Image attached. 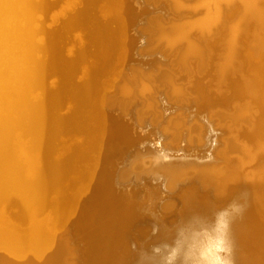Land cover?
<instances>
[{"label": "bare ground", "instance_id": "obj_1", "mask_svg": "<svg viewBox=\"0 0 264 264\" xmlns=\"http://www.w3.org/2000/svg\"><path fill=\"white\" fill-rule=\"evenodd\" d=\"M79 1L48 28L47 15L57 3L0 0V264H218L217 256L219 264H264V0H196L194 8H201L203 16L182 21H173V13L163 7L171 5L178 12L172 16L179 19L187 7L185 0H170L171 4L165 0ZM234 6L237 11L228 16ZM156 9L173 21L172 31L162 32L169 47L187 42V51L199 59L205 76L206 67L214 62L210 59L206 66L212 57L209 53L216 49L210 35L226 16L235 21L230 31V24L225 28L230 32L228 39L224 33L227 40L214 35L217 43L228 41L224 44L228 43L229 64L219 67L217 78H230L232 71L228 74L227 70H234V64L242 69L234 71L244 70L239 78L226 81L225 100L218 92L210 96L212 88L206 82L189 77L195 83L191 92L187 88L189 97L182 99L184 91L171 81L179 96L176 99L165 97L163 90L148 96L147 102L133 94L130 98L126 85L120 92L129 95V100L108 106L99 102L120 70L134 83L141 75L152 85L171 77L170 72L169 77L162 73L167 68L162 60L167 58L161 51H147L150 43L143 32L144 18ZM37 10L46 20L32 33L29 25L22 27L18 20ZM74 28L86 32L84 40L91 51L81 47L67 57L61 44ZM195 29L199 37L209 36V43L197 38L196 45L193 38L197 34L191 33ZM254 29L255 34H250ZM247 33L251 44L244 40ZM35 38L42 39L41 44H33ZM198 42L209 48L205 50ZM78 55L79 61H71ZM187 59L180 60L184 67L192 62ZM81 61L89 64L84 72L83 67L78 72ZM181 69L178 74L190 67ZM52 75L61 77H56L61 82L57 91L49 85ZM182 76H177V82ZM141 90L150 92V84L142 81ZM31 91L36 93L34 98ZM153 99L158 102V115L139 116L147 104L154 108ZM67 102L77 108L73 117L65 116L71 111ZM131 104L129 114L124 112L125 105ZM235 107L247 108L239 111L238 119L234 115L233 123L241 118L246 122L232 127L233 123L222 121L219 115ZM81 113H88L86 123ZM125 115L132 117L131 122ZM113 122L126 125L114 128ZM178 123L183 124L181 129L175 126ZM170 124L177 130H171ZM17 129L30 138V150L22 146V152L38 154L28 158L35 181L25 179L26 162L12 150ZM64 134L81 140L74 145L75 136ZM38 162L39 168L35 166ZM72 174L79 183L68 181ZM56 178L58 187L54 186ZM53 189L57 190L55 201H51ZM55 224L65 226L76 238L53 233L50 226ZM23 231L29 232L23 236ZM70 240L79 244L72 246Z\"/></svg>", "mask_w": 264, "mask_h": 264}, {"label": "rangeland", "instance_id": "obj_2", "mask_svg": "<svg viewBox=\"0 0 264 264\" xmlns=\"http://www.w3.org/2000/svg\"><path fill=\"white\" fill-rule=\"evenodd\" d=\"M51 2H54V3H57L56 4V7L51 11V12H49V15H47V17L49 18V20L51 21V22H49V24H48V28H53V25H51V23H52V20L53 19H55V18H63L64 17V13H68V12H70V11H72L73 10V8H75L79 3H80V1L79 0H60L59 2L57 1V0H50ZM147 2H152V1H154V0H146ZM165 1H167V2H169L170 4H171V1L170 0H165ZM34 2H39V0H34ZM70 2H72V4L70 3ZM186 4H187V7L186 8H184V9H182V11L181 12H185V11H190L191 13H192V15L190 16H185L183 19H187V20H192V19H194V18H197V17H200V16H203V10L201 9V8H197V10H196V8H194V5L197 3L196 2V0H185L184 1ZM68 3V4H67ZM75 3V4H74ZM66 5V6H65ZM71 8V9H70ZM161 8V7H160ZM163 8H165L169 13L171 12V14L172 15H176L178 12H176L174 9H173V7L171 6V5H167V6H165V7H163ZM232 9H234V10H232ZM231 9V12H230V10H229V13L230 14H228V16H230V15H232V14H234L237 10H235V9H237L235 6H234V8H232ZM70 10V11H69ZM57 11V12H56ZM63 11H64V13H63ZM161 10H159V9H156L155 11H154V13L152 12V15H150L149 14V16L147 15L145 18H144V22H142V24L144 23L145 24V28H143L144 29V34L148 37V42L150 43L149 44V46H148V49H147V51L149 50V51H157V52H160V53H162V55L165 57V58H167V60L165 59V60H162V62L165 64V62H166V65H167V68L165 69V70H163L162 71V73H166V75H168L167 77H169V74H170V76L171 77H169L168 78V80L171 78H173L174 80H165V79H163V81H161L162 83V85L160 84V83H156V84H154V85H152L151 83H149L150 81L149 80H147L146 78H144L142 75L141 76H137V78H136V82L137 83H134L132 80H131V78L128 76V75H126L125 73L124 74H122L121 73V70L118 72V73H115V75H113V77L114 78H112V80H110L109 81V83L107 84V91L104 93V94H102V95H104V96H101L100 98L102 99V101H101V99H100V103L102 104V105H104V106H108V105H110V104H115V105H117V104H119V103H121V101L123 102L124 100H126V99H128L129 97L131 98V96H132V94H133V97H134V95H137L139 98H141V99H143L144 101H146L147 99H148V96H153V95H155L158 91H161V90H163L162 91V93H163V95L166 97H171L172 99H176V97H179V96H175V94H174V83H175V85H177V84H179V85H177V87H176V89H181V90H183L184 92H183V94L182 95H180V98L182 99V98H185L186 96H188L189 97V92L187 91V88L188 89H190L191 88V85L192 84H194L195 82H194V80H191V78H189V77H192V78H194V79H196L197 78V80H199V81H204V82H206L205 84L206 85H208L210 88H212V92H214L215 93V91H216V94H214V93H212L211 91H209V93H211L210 94V96H212V95H217L218 96V94L219 95H221L222 97H223V99L225 100V98L227 97V95L225 96V94L224 93H226L227 94V92H224V90L226 91V89H227V84H225L226 83V81L227 80H229V79H231V80H233V78H234V76H235V78L237 77V78H239L240 77V75H242V73H243V71L242 72H240L241 70H240V68L238 67H236V65L237 64H234L235 66H233L234 67V70L235 69H238V70H240V71H238V72H236V71H234L233 69L232 70H227L228 72V74L232 71L234 74H229V77L230 78H225V77H227L228 75H225V77H224V80L222 79V78H220L219 79V77L221 76V75H217V76H219L218 78H217V76L215 75V74H220V69L223 67H226L229 63V60H228V48L226 47L227 45H228V43H225L224 44V42H228V41H223V40H227L228 39V37H230L228 34H230V32H228V30L231 28V27H233V25L235 24H231L232 22H235V21H232V20H229L228 18H227V16L223 19L224 21V24H223V22L221 23V28H217L215 31H216V33H217V35H221V37L220 36H217L216 35V33H215V31H214V33L212 34V35H210V36H212V38L211 37H209V36H204V37H199V36H201V33L199 32V31H197L196 29L195 30H192V34H194V36L196 37V38H193V40H195V41H193V42H195V44H196V40H197V38H198V40L197 41H200V42H204L205 41V44H207V42L209 41V38H210V40L212 41L211 43H213L214 41V44L216 45V49H218V48H220V50L218 51L219 53H218V55H216L217 53V51H216V49H215V51H213V54L211 55L209 52H206L207 54L209 53V55L210 56H212V57H219L220 58V60L217 58V60H218V62H217V60L216 59H214V58H212V57H210L209 58V60L210 59H212V61H214L215 62V64H214V62H212V64H213V66H215V67H213L212 65V69H213V71L211 72L210 71V65H208L207 66V64H210V62H211V60L209 61V60H207L206 61V76H208L209 75V77H206L205 76V71L203 72L202 71V69L200 68V65L198 64V62H200L199 61V59H198V61L196 60L197 59V57H193L188 51H187V47H188V44H187V42L185 43V41L184 42H181V43H179V44H177L176 46H175V48L174 47H169V44H168V40L166 39V35L165 34H163L162 32H166V34H169L171 31H172V29L170 28L171 26H173V23H171V22H173L174 20L173 19H175L171 14V18H172V20L171 19H167V18H165V17H163V16H161L160 15V12ZM166 11V14H169L168 12ZM235 11V12H234ZM34 13L33 14H31V16H29V18H26L27 17V15H22V16H20V18H19V20H18V23H19V25L20 26H22V27H25L26 25H29V30L32 32V33H34V32H37V31H39L40 29H41V23L42 22H44L45 20H46V15L44 14V13H41V12H38V10L37 11H33ZM56 12V13H55ZM62 12V13H61ZM107 12V11H106ZM108 12H110V11H108ZM58 13V14H57ZM159 14V15H158ZM101 15H103L102 13H101ZM154 15V16H153ZM166 16V15H165ZM147 17H149V18H147ZM165 19V20H164ZM228 19V20H227ZM27 20V21H26ZM225 20H226V23H225ZM155 21V22H154ZM227 22H229V23H227ZM21 23V24H20ZM25 23V24H24ZM160 24V25H159ZM228 24H230V25H228ZM164 26V30L163 31H161V29H163V28H161L160 26ZM170 25V26H169ZM226 25V26H225ZM227 25H228V27L229 28H227V29H225L226 27H227ZM162 26V27H163ZM156 27V28H155ZM222 27H224V28H222ZM159 29V31H158V29ZM169 28V29H168ZM173 28V27H172ZM254 28H256L257 29V26L256 27H254ZM221 29V30H220ZM225 29V30H224ZM79 30H81V32L80 31H78V29H72V30H70L69 31V34L68 35H66L65 36V38H64V41H63V43L61 44V46L65 49V56H67V57H70L71 55H73V54H71V51L72 52H74L77 48H81V47H83V51H85L86 52V50L87 51H91V47L89 46V43L88 42H85V33L86 32H83V29H79ZM167 30V31H166ZM223 30V31H222ZM227 31V32H226ZM230 31V30H229ZM252 30H250V34H255V29H254V32L252 31ZM161 32V33H160ZM221 32H222V34H221ZM219 33V34H218ZM227 35V39H226V35ZM224 34V35H223ZM81 37H80V36ZM87 35V34H86ZM214 35H215V37H217L218 38V40H221V39H223L222 41H219L220 43H217L216 41H218L217 40V38L215 39L214 38ZM80 38H79V37ZM225 36V37H224ZM249 36H251V35H249L248 33L247 34H245V36H243V37H245V39L244 40H248L249 41V43L248 44H251L252 42H253V40L252 39H250L249 38ZM253 36V35H252ZM84 37V38H83ZM164 37V38H163ZM209 37V38H208ZM224 37V38H223ZM248 37V38H247ZM200 38V39H199ZM202 38H204V41L203 40H201ZM208 38V39H207ZM213 38H214V40H213ZM221 38V39H220ZM230 39V38H229ZM40 40H42V39H37V38H35V39H33L32 40V42H33V44H41V41ZM66 40V41H65ZM206 40H208V41H206ZM81 41V42H80ZM51 42V41H50ZM200 42H198V45L200 46V44H201V46H204L205 44L204 43H200ZM65 43H67V44H65ZM69 43V44H68ZM209 43V42H208ZM210 43V44H211ZM65 44V45H64ZM187 44V45H186ZM202 44H204V45H202ZM219 44H220V46L222 45L223 46V44L225 45V48H224V46H223V49H225V51L226 52H224V50L223 49H221V47H217V46H219ZM227 44V45H226ZM50 45V44H49ZM197 45V44H196ZM214 45V46H215ZM184 46V47H183ZM208 46H209V44H208ZM206 47V45H205V50H206V48H209V47ZM213 46V45H212ZM213 46V47H214ZM249 46H251V45H249ZM253 46V45H252ZM186 47V48H185ZM156 48V49H155ZM64 49H62L63 51H64ZM70 49H72V50H70ZM155 49V50H154ZM180 49V50H179ZM165 50V51H164ZM181 50H183L184 52H182ZM223 50V51H222ZM155 51V52H156ZM177 51H181V52H177ZM207 51H209L208 49H207ZM220 51H221V53H220ZM176 52V53H175ZM70 53V54H69ZM169 53V54H168ZM172 55H171V54ZM180 53V54H179ZM183 53H186V54H184L183 55ZM190 55H189V54ZM80 54V53H79ZM167 54L169 55V56H167ZM220 54H223V55H220ZM227 56H226V55ZM48 55H49V53H48ZM216 55V56H215ZM220 55V56H219ZM225 55V56H224ZM189 57V59H187V57ZM223 56V57H222ZM182 57V58H181ZM227 57V58H226ZM33 58H36V59H40L41 58V56H39V55H35V54H33ZM171 58V59H170ZM181 58V59H180ZM184 58H186L187 60H188V62H191V64H188V66L190 67V70H188L187 68H189V67H187V66H183L182 64H181V61L184 59ZM223 58V59H222ZM78 59V60H77ZM173 59V60H172ZM192 59V60H191ZM195 61H194V60ZM224 60V61H222V60ZM171 60V61H170ZM174 60H175V62H174ZM181 60V61H180ZM226 60V61H225ZM71 61H74V62H76V61H79V55L75 58V60H71ZM168 61V62H167ZM170 61V62H169ZM81 62H82V64H81ZM81 62H78L79 64V68H78V72H79V70L82 68L83 70V72L85 71V69L87 68V67H89V64L88 63H86V64H83V61H81ZM172 62H174V64H172ZM196 62H197V64H196ZM225 62H226V65H225ZM228 63V64H227ZM175 64H179L178 66L176 65V67H178L177 68V70H174L176 67H175ZM172 65V66H171ZM195 65H196V67H195ZM221 65H222V67H221ZM225 65V66H224ZM180 66H182V69H184V70H186L185 72L180 68ZM193 66H194V68H193ZM238 66V65H237ZM169 67H173V68H171V70L170 69H168ZM219 67H220V69H219ZM228 67V66H227ZM231 67V66H230ZM232 67V68H233ZM186 68V69H185ZM197 68H200L201 70V72H200V74L201 73H203V74H201V76H200V74H198L197 72H199V69H197ZM131 69V68H130ZM173 69V70H172ZM182 70L181 72H180V74H178L179 73V70ZM197 69V70H196ZM208 69H209V72H210V74H209V72H208ZM216 69H217V71H216ZM231 69V68H230ZM193 70H195V71H193ZM166 71V72H165ZM216 71V72H215ZM219 71V72H218ZM230 71V72H229ZM167 72H168V74H167ZM170 72V73H169ZM191 72V75L189 74ZM193 72V73H192ZM196 72V73H195ZM215 72V73H214ZM218 72V73H217ZM122 74V78L119 76V74ZM174 73H177L179 76H182L183 74L185 75V77H184V75L182 76V78L180 79V81L179 82H177L178 81V79L177 78H179V77H177L178 75L177 74H174ZM187 73H188V76H187ZM207 73H208V75H207ZM226 73V74H227ZM235 73L236 74H238L237 76L235 75ZM192 74H193V76H192ZM126 75V76H125ZM164 74H162L161 75V77L163 76ZM190 75V76H189ZM195 75V76H194ZM214 77H213V76ZM53 76V75H52ZM97 76V75H96ZM119 76V77H118ZM173 76V77H172ZM205 76V77H204ZM216 76V77H215ZM233 76V77H232ZM54 78H51L50 80H49V85L53 88V91H57V90H59V87H60V84H61V82L56 78V77H58L57 75H54L53 76ZM183 77L188 81V83H187V81H186V83H184V79H183ZM196 77V78H195ZM215 79V78H217V79H219L221 82H218L219 80H214L213 78ZM59 79H61V77L59 76L58 77ZM118 78V79H117ZM121 78V79H120ZM199 78V79H198ZM203 78H204V80H203ZM207 78H209V80H206ZM234 78V79H235ZM236 78V79H237ZM127 81H126V80ZM142 79V80H141ZM177 79V80H176ZM190 79V80H189ZM201 79V80H200ZM240 79H243L242 78V76H241V78ZM121 80V81H120ZM125 80V82H123L122 83V81H124ZM161 80V79H160ZM183 80V81H182ZM196 80V81H197ZM231 80H229V82L231 81ZM142 81H145V82H147V84H150V86H151V91L149 92V91H146L145 93L144 92H142V90H141V88H142ZM149 81V82H148ZM169 83H168V82ZM171 81H175L174 83L173 82H171ZM182 81V82H181ZM190 81V82H189ZM214 81L216 82V83H214ZM118 82L120 83V84H118ZM192 82V83H191ZM214 83L215 84V86H213L214 84H210V83ZM218 82V83H217ZM223 82V84L226 86V88H225V86L222 84L221 86H219L218 84L219 83H222ZM190 83V84H189ZM228 83V82H227ZM84 84H87V82H85ZM116 84V85H115ZM123 84V85H122ZM169 84V85H168ZM186 84V85H185ZM118 85V86H117ZM126 85H128V87H129V89H130V92H131V94H130V96L129 95H127V97L126 96H124L123 94H122V92H120V88L121 87H123V86H126ZM163 85L164 86H169V87H163ZM170 85H172V87L170 86ZM186 86V87H184V89H182L183 87L182 86ZM189 85V86H188ZM205 85V86H206ZM130 86H132V87H130ZM188 86V87H187ZM212 86V87H211ZM221 87L222 89H220V92H219V87ZM178 87H180V88H178ZM213 87H215V88H213ZM218 89H217V88ZM185 88H186V90H185ZM112 89V90H111ZM117 89V90H116ZM119 90V93L122 95H120L117 91ZM191 90H192V88L190 89V92H191ZM32 91H34V90H32ZM32 91L30 92V93H32ZM110 91V92H109ZM113 93V94H110V93ZM217 92H218V94H217ZM29 93V94H30ZM185 93V94H184ZM36 93L35 92H33L32 93V95H31V97L32 98H34ZM38 94V93H37ZM111 96H109V95ZM222 94H224V96L222 95ZM169 95V96H168ZM129 96V97H128ZM185 96V97H184ZM220 96V97H221ZM107 97H109L110 98V100H109V98L107 99ZM132 97V98H133ZM154 97V96H153ZM163 97V96H162ZM164 97V98H165ZM174 97V98H173ZM213 97V96H212ZM225 97V98H224ZM123 98H125V99H123ZM129 98V99H130ZM164 98H161V99H163L164 100ZM171 98H169V99H171ZM128 99V100H129ZM166 99V98H165ZM177 100H179V99H177ZM111 101H114V102H111ZM138 101H139V99H138ZM152 101V104L154 105V108L153 109H151V108H148L147 107V105H146V108H143L142 110H140L139 112H140V114H139V116H141L142 115V113H143V115L142 116H145L146 114H147V112L148 113H153L154 115H158L157 114V111H156V108H157V105H158V102L157 101H155L154 99L153 100H151ZM106 102V103H105ZM116 102H117V104H116ZM147 102V101H146ZM68 104H70V106H68V108H69V110H71L70 112H68V113H66L65 114V116L66 117H73V116H75L76 114H77V108L75 107V104L73 105V103L71 102V103H69V102H67ZM124 104V103H123ZM122 104V105H123ZM122 105H120L121 106V110H123L124 109V106L122 107ZM132 105L133 104H131L129 107H126L127 105H125V109H124V112L127 110V112H128V114H129V110L130 109H132ZM73 106V107H72ZM131 107V108H130ZM234 107V106H233ZM76 108V109H75ZM141 108V107H140ZM246 108L247 107H244V108H237V107H235L234 109H236L235 111H234V109L233 108H229L228 110H226L225 112H222L221 113V115H219V117L222 119V121H226V122H229V123H233V117H234V115L236 114V118L238 119L239 117H238V115H239V111H240V113H241V111L243 112V111H245L246 110ZM148 109H151V110H148ZM230 109H232V110H230ZM242 109V110H241ZM245 109V110H244ZM148 110V111H147ZM230 110V111H229ZM143 111V112H142ZM228 111V112H227ZM145 112V113H144ZM234 112V113H233ZM253 112V111H252ZM225 113V114H224ZM230 113V114H229ZM233 115H232V114ZM238 113V114H237ZM75 114V115H74ZM125 114H127V113H125ZM145 114V115H144ZM81 116L82 115H84V113H81L80 114ZM121 115H123L124 116V114L123 113H121ZM226 115V116H225ZM231 115V116H230ZM252 115V114H251ZM127 118H125L126 120H128V121H130L131 122V120H132V117H129V116H127V115H125ZM141 116V117H142ZM224 116V117H223ZM85 117V118H84ZM86 117H88V113H85V115L82 117V121H83V123H86V121H87V118ZM113 119H114V117H113ZM115 120V119H114ZM243 120V121H242ZM232 121V122H231ZM245 120L244 119H240L239 120V122H240V124L242 125L243 124V122H244ZM179 122H182L183 123V119L182 118H180V121ZM239 122H234L233 124H231L232 125V127L234 126V127H237L238 126V124H239ZM246 122V121H245ZM244 122V123H245ZM238 123V124H237ZM112 125H113V127L114 128H116V127H120V126H123V125H126V124H120V125H118L116 122H113V123H111ZM239 124V125H240ZM115 125V126H114ZM172 125V126H171ZM175 126H179V123H178V125H175ZM171 127V128H170ZM172 127H173V124H170L169 125V128L172 130ZM183 127V124L181 125V126H179V128L181 129ZM140 129V128H139ZM142 129V128H141ZM173 129L174 130H177V127H173ZM23 132V130L22 129H17V130H15V136H14V140H13V142H12V145H13V151H15V153H19V156L20 157H22V158H24V160H25V164L23 165V164H21V165H23V167L24 166H26V170H24V168H23V174H24V177H25V179L26 180H30V181H35V180H31V178H32V176L34 175V173L33 172H31L30 173V164H29V156H31V154H29V156L27 155V154H25V153H23L22 152V148L23 147H25L26 149H28L29 148V150H30V138L29 137H27V136H24V133H22ZM141 132V130L140 131H138L137 130V133H140ZM238 132V131H237ZM13 133V134H14ZM26 135V134H25ZM75 136V142H74V145L75 144H77V143H79L80 142V138L78 137V136H76V135H74V134H64V135H62V136ZM173 138V137H172ZM230 141H231V139H230ZM73 144V141H71V142H69L65 147H63V151H64V149H69V147H70V145H72ZM23 146V147H22ZM20 147V152L18 151V149L17 148H19ZM73 150V149H72ZM72 150L70 151V153L72 152ZM62 151V155H64L65 154V151L63 152ZM224 152H226V150L224 151ZM239 151H237L236 153H238ZM32 153H33V150H32ZM32 156L33 157H36V156H38V154L36 153V154H32ZM31 156V157H32ZM60 156V155H59ZM67 156H69V155H66V157ZM54 159V158H53ZM54 161H57V160H55L54 159ZM148 162H146V164H147ZM29 164V165H28ZM38 166V168H39V166H40V164H39V162L37 163V164H35V166ZM36 166V167H37ZM35 179H37V177L35 178ZM57 179L58 178H56V180H55V182H54V186H56V187H58V184H57ZM68 181H70V182H75L76 184L77 183H79V179H78V177H77V175H75V174H72V175H70L69 177H68ZM51 192V194L54 196V199H52L51 201H55L56 199H57V190L55 191V189H53V190H51L50 191ZM50 192L48 193V194H50ZM48 213H51V212H48ZM1 214V213H0ZM94 221V220H93ZM100 224V223H99ZM50 230L53 232V233H60V234H62V235H65V236H67L68 238L67 239H74V238H76V236H74L71 232H69L68 230H67V228L64 226H61V224L60 225H51L50 226ZM24 232V231H23ZM21 233L23 236H25L24 234H27L29 231H26V232H24V233ZM72 235V236H71ZM91 237V236H90ZM78 239V238H77ZM71 242H70V244H72V246H74V245H76L77 243L79 244V242H77V240H70ZM76 242V243H75ZM79 249V251L80 250H83V247H79L78 248ZM106 251V250H105ZM104 251V252H105ZM77 253V252H76ZM78 254V253H77ZM79 259H80V254H78V261H79ZM82 260V259H81ZM77 261V262H78ZM83 261V260H82Z\"/></svg>", "mask_w": 264, "mask_h": 264}, {"label": "water", "instance_id": "obj_3", "mask_svg": "<svg viewBox=\"0 0 264 264\" xmlns=\"http://www.w3.org/2000/svg\"><path fill=\"white\" fill-rule=\"evenodd\" d=\"M184 15L181 17L180 16V18L178 19V18H175L174 20H179V21H182V20H184L183 18L185 17V16H191L192 15V13L188 10V11H185L184 13H183ZM175 16V15H174ZM172 19V18H171ZM80 50H81V48H80Z\"/></svg>", "mask_w": 264, "mask_h": 264}, {"label": "snow or ice", "instance_id": "obj_4", "mask_svg": "<svg viewBox=\"0 0 264 264\" xmlns=\"http://www.w3.org/2000/svg\"><path fill=\"white\" fill-rule=\"evenodd\" d=\"M221 245H222V241H221ZM219 250H222V246L220 247ZM216 260H217V262H218V264H219V257H218V256L216 257Z\"/></svg>", "mask_w": 264, "mask_h": 264}]
</instances>
